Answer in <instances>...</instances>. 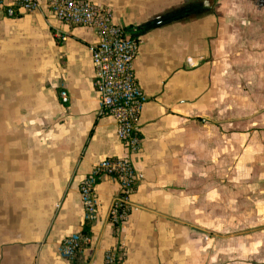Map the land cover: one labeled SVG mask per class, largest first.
Listing matches in <instances>:
<instances>
[{
  "label": "crops",
  "instance_id": "obj_1",
  "mask_svg": "<svg viewBox=\"0 0 264 264\" xmlns=\"http://www.w3.org/2000/svg\"><path fill=\"white\" fill-rule=\"evenodd\" d=\"M90 1L140 39L142 178L128 220L110 221V176L97 220L80 197L96 163L127 154L99 113L95 31L59 21L46 0L0 12V264H107L108 251L115 264H264V0ZM80 231L90 244L63 258Z\"/></svg>",
  "mask_w": 264,
  "mask_h": 264
},
{
  "label": "built area",
  "instance_id": "obj_2",
  "mask_svg": "<svg viewBox=\"0 0 264 264\" xmlns=\"http://www.w3.org/2000/svg\"><path fill=\"white\" fill-rule=\"evenodd\" d=\"M42 0H0V12L17 17L40 8ZM49 11L61 22L72 26H87L97 35L91 46L95 68L93 84L98 93L100 115L110 116L116 122V134L126 155L108 157L96 163L80 183V197L86 219L95 221L100 216V202L96 186L102 176H110L120 184L119 195L110 207V221L120 229L130 214V198L142 174L136 170L132 156L142 147L140 116L147 96L139 86L134 63L140 39L128 35L115 22L113 10L90 0H46ZM61 40L66 34L56 33ZM68 101L67 91L60 93ZM91 242L89 233L80 231L63 238L60 254L71 259ZM106 263L115 264L116 254L106 253Z\"/></svg>",
  "mask_w": 264,
  "mask_h": 264
},
{
  "label": "trees",
  "instance_id": "obj_3",
  "mask_svg": "<svg viewBox=\"0 0 264 264\" xmlns=\"http://www.w3.org/2000/svg\"><path fill=\"white\" fill-rule=\"evenodd\" d=\"M194 10H196L195 7H190L188 9L181 10L180 12H177L176 14H174V16L172 18H174V17H176V18L177 17H182L184 15H187L188 13L193 12Z\"/></svg>",
  "mask_w": 264,
  "mask_h": 264
},
{
  "label": "rangeland",
  "instance_id": "obj_4",
  "mask_svg": "<svg viewBox=\"0 0 264 264\" xmlns=\"http://www.w3.org/2000/svg\"><path fill=\"white\" fill-rule=\"evenodd\" d=\"M243 1L247 2L248 0H243ZM249 2H250L251 4H253L254 0H249ZM227 3L230 5L232 2H231V0H228Z\"/></svg>",
  "mask_w": 264,
  "mask_h": 264
}]
</instances>
